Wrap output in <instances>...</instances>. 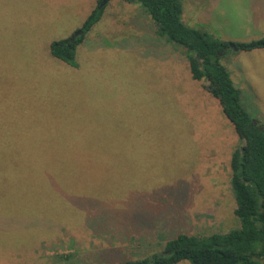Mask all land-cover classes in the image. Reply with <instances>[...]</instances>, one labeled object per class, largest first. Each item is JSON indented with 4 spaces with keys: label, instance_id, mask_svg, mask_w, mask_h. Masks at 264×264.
I'll list each match as a JSON object with an SVG mask.
<instances>
[{
    "label": "rangeland",
    "instance_id": "1",
    "mask_svg": "<svg viewBox=\"0 0 264 264\" xmlns=\"http://www.w3.org/2000/svg\"><path fill=\"white\" fill-rule=\"evenodd\" d=\"M97 4L0 0V264H122L239 227L244 142L140 6L110 1L78 68L50 54ZM182 4L187 25L223 41L264 37V0ZM221 56L264 126V49Z\"/></svg>",
    "mask_w": 264,
    "mask_h": 264
},
{
    "label": "trees",
    "instance_id": "2",
    "mask_svg": "<svg viewBox=\"0 0 264 264\" xmlns=\"http://www.w3.org/2000/svg\"><path fill=\"white\" fill-rule=\"evenodd\" d=\"M113 0H98L81 28L83 34L52 40L50 54L78 68V49L88 33L100 22ZM139 5L152 19L157 34L183 47L192 79L208 81L207 89L219 101L223 114L244 142L231 161V188L239 227L225 233L190 235L180 233L167 241L160 252L122 264H264V126L255 123L241 102L231 72L222 63L226 50L264 49V37L249 42H227L207 30L196 29L184 20L182 0H124ZM104 3V5H102ZM232 44V45H231ZM220 52L222 54H220ZM262 127V129H261Z\"/></svg>",
    "mask_w": 264,
    "mask_h": 264
},
{
    "label": "water",
    "instance_id": "3",
    "mask_svg": "<svg viewBox=\"0 0 264 264\" xmlns=\"http://www.w3.org/2000/svg\"><path fill=\"white\" fill-rule=\"evenodd\" d=\"M102 5H104V3ZM82 34H83V31L82 30L77 31L75 33V35L73 36L72 41H74L77 36L82 35ZM235 50H237V49L235 48ZM220 54H222V53L220 52ZM255 123H257V122H255ZM261 129H262V127H261Z\"/></svg>",
    "mask_w": 264,
    "mask_h": 264
},
{
    "label": "crops",
    "instance_id": "4",
    "mask_svg": "<svg viewBox=\"0 0 264 264\" xmlns=\"http://www.w3.org/2000/svg\"><path fill=\"white\" fill-rule=\"evenodd\" d=\"M215 1H217V0H215ZM139 6V5H138ZM251 22V20H249V23ZM252 25L251 24H249V27H251ZM258 50H260V49H258ZM254 51V50H253Z\"/></svg>",
    "mask_w": 264,
    "mask_h": 264
}]
</instances>
